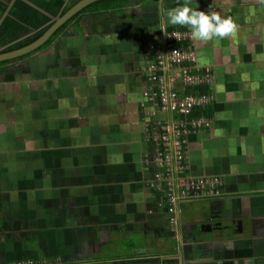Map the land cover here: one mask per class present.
Wrapping results in <instances>:
<instances>
[{"label":"crops","instance_id":"obj_1","mask_svg":"<svg viewBox=\"0 0 264 264\" xmlns=\"http://www.w3.org/2000/svg\"><path fill=\"white\" fill-rule=\"evenodd\" d=\"M78 1L0 0V52ZM184 4L124 0L0 61V263L264 264L261 0L188 5L237 25L191 42L214 101L210 126L187 136L188 172L220 178L223 196L180 205L172 225L157 189L151 124L164 113L144 94L146 69L159 28L192 31L168 23Z\"/></svg>","mask_w":264,"mask_h":264},{"label":"built area","instance_id":"obj_2","mask_svg":"<svg viewBox=\"0 0 264 264\" xmlns=\"http://www.w3.org/2000/svg\"><path fill=\"white\" fill-rule=\"evenodd\" d=\"M191 32L182 29L159 28L154 35L153 62L147 67L153 85L144 94L164 117L152 121L155 134L158 168L155 175L158 190L164 195L163 206L170 214V224L176 225L179 206L186 203L217 199L223 196L218 177H193L189 174L187 136L204 131L211 118L193 116L194 110L211 106L214 98L204 89L214 80L211 67L200 65L191 45ZM192 93L193 89H201ZM150 130V125L146 126ZM2 264V263H0ZM13 264H45L33 260Z\"/></svg>","mask_w":264,"mask_h":264},{"label":"clouds","instance_id":"obj_3","mask_svg":"<svg viewBox=\"0 0 264 264\" xmlns=\"http://www.w3.org/2000/svg\"><path fill=\"white\" fill-rule=\"evenodd\" d=\"M261 2L264 3V0ZM190 3L191 0H185L183 6L168 10V23L190 27L193 39L201 42H207L214 36L221 39L230 37L237 31V25L232 18H222L218 12L205 13L194 10L188 6Z\"/></svg>","mask_w":264,"mask_h":264},{"label":"water","instance_id":"obj_4","mask_svg":"<svg viewBox=\"0 0 264 264\" xmlns=\"http://www.w3.org/2000/svg\"><path fill=\"white\" fill-rule=\"evenodd\" d=\"M100 1V0H80L75 5H73L70 9H68L63 15L59 16L53 24L38 38L32 41L27 45H23L21 47L0 52V61L13 59L16 57H20L25 55L34 49H37L41 45H44L53 34L65 23H67L71 18H73L76 14L82 11L87 6L92 3Z\"/></svg>","mask_w":264,"mask_h":264},{"label":"trees","instance_id":"obj_5","mask_svg":"<svg viewBox=\"0 0 264 264\" xmlns=\"http://www.w3.org/2000/svg\"><path fill=\"white\" fill-rule=\"evenodd\" d=\"M121 1L124 0H100V1H96L94 3H92L91 5L87 6L86 8H84L82 11H80L78 14H76L71 20H69L66 24L62 25L52 36V38H54V36H56L59 32L63 31V29L69 25L71 22L77 20L82 14L86 13V12H93V11H104V10H113L116 9L119 6V3H121ZM72 5L66 6L65 9L63 10L62 13L66 12L69 8H71ZM47 28H44L43 30L37 32L36 34H34L31 37L25 38L22 41H19L15 44L12 45H8L7 47H5L4 49H2L1 51H8V50H12L18 47H21L23 45H27L29 43H31L32 41H34L35 39H38V37H40ZM203 92V88L201 89H193V94L196 92ZM209 108H205L204 110H194L193 112V116H199V115H204V116H208L209 117V112H208Z\"/></svg>","mask_w":264,"mask_h":264}]
</instances>
